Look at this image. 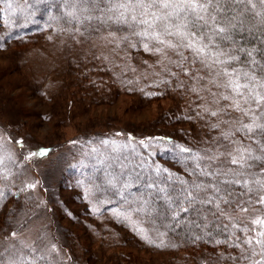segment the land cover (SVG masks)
<instances>
[{
  "label": "rangeland",
  "instance_id": "rangeland-1",
  "mask_svg": "<svg viewBox=\"0 0 264 264\" xmlns=\"http://www.w3.org/2000/svg\"><path fill=\"white\" fill-rule=\"evenodd\" d=\"M60 1L0 0V259L264 264L261 246L245 243L264 231L251 223L264 218L256 203L264 191L234 184L230 203H202L206 226L215 225L201 231L221 244L187 243L175 232L199 201L180 203L189 208L182 222L161 211L193 183L233 179L237 147L261 154L259 136L237 131L249 119L222 99L230 92L218 67L206 69L187 48L134 36L140 28L108 19L100 0ZM261 162L249 170L254 179L264 178Z\"/></svg>",
  "mask_w": 264,
  "mask_h": 264
},
{
  "label": "snow or ice",
  "instance_id": "snow-or-ice-1",
  "mask_svg": "<svg viewBox=\"0 0 264 264\" xmlns=\"http://www.w3.org/2000/svg\"><path fill=\"white\" fill-rule=\"evenodd\" d=\"M80 2L92 5L93 0H80ZM100 2L108 5L104 9L106 13L111 14L108 19L114 17L116 23L140 28V31L132 33L134 36L148 38L169 48H187L206 69L218 67L216 77L223 80L222 86L230 92L222 99L231 100V107L249 119V122L242 123L237 131L242 130L250 137H260L259 140H253V143L258 145L260 155H257L250 146L237 147L235 155L229 154L230 164L238 168L231 170L233 179L218 181L216 184L193 183L190 187L181 190V199L177 204L186 202L191 207L198 201L212 204L214 200L228 204L232 197L228 187L234 184L247 187L249 193L264 191V178L254 179L252 177L256 174L249 171L257 161H264V54L261 55L260 60L255 59L254 52L257 50L237 47L233 35L244 30L249 13H252L253 19L259 18V23L264 25V0H100ZM96 10H100L98 6ZM168 37H178L179 43H172L167 39ZM225 42H230L232 46L225 48ZM144 47L147 49L148 44ZM161 50L156 49L157 52ZM236 53H243L248 59L241 61V56ZM236 63H243L244 68L233 67ZM252 105H255V108ZM211 115L216 116L217 113L212 112ZM227 135L225 134V137ZM140 143L145 142L140 141ZM46 151L42 149L30 155L43 156ZM183 151L188 150L183 149ZM259 171L264 177V166H261ZM203 174L220 175L213 172ZM28 187L34 185L30 184ZM208 190L213 196L202 199V193ZM2 195L3 193H0V196ZM256 203L264 206V195H260ZM239 207L241 212L249 211L242 205ZM188 210V207L180 208L183 212ZM251 223L264 228V218L260 216ZM258 235L260 239L252 237L245 240V243L252 244L255 241L264 253V231H260ZM11 236L15 239L17 233L13 232ZM2 256L3 253H0V257ZM0 264H17V261L6 262L0 259Z\"/></svg>",
  "mask_w": 264,
  "mask_h": 264
},
{
  "label": "trees",
  "instance_id": "trees-1",
  "mask_svg": "<svg viewBox=\"0 0 264 264\" xmlns=\"http://www.w3.org/2000/svg\"><path fill=\"white\" fill-rule=\"evenodd\" d=\"M71 1L72 0H61L60 3L66 2L69 5L71 3ZM56 5H57V3L54 6H56ZM56 17H57L56 14L52 15V18L56 19ZM62 23H65V22H62ZM67 23L68 22H66V24ZM233 35H234V39L237 42V45H236L237 47H244V48H247L249 50L256 49L257 51L254 52V57L257 60L261 59V55L264 54V25L259 23V18L253 19L252 13H249L248 14V23L246 24L244 30L236 32ZM231 46L232 45L230 42H225V48H229ZM236 54H239L241 56V61H246L248 59L243 53H236ZM238 64H242L244 66L243 63H238ZM183 149H186V147H183ZM50 151L51 150L49 148L47 150L46 154H49ZM261 166H264V161L261 162ZM16 195H18V193H16ZM183 205L184 204L178 205L177 202L175 201V202H172L170 204L168 203V207H169L168 208L167 205L164 204V207L161 209L162 214H164L165 216H168L170 218L173 214L172 217H175L178 219V220H175V222H178L179 220L182 222V217H184V214H183V211H180V208H182ZM193 206H197V204L195 203L192 205V207ZM169 209H170V211H169ZM192 209H191V211H192ZM194 212L196 214H194L192 216V218L191 217L187 218L188 220H192V221H190V223H188V222L183 223L182 222V224L177 225V227L175 226V229L177 230V231L174 230L175 232L186 234V237L182 238L180 240H183V241H185L187 243H191V244H201L202 242H206V243H210V244H214V243L215 244H221L224 240L222 237H217L215 239L205 238L203 235V232L201 231V228H202V230L208 229L209 227H212L215 225V224H213V225L210 224L211 226H209V227L206 226L205 219H206L208 214L205 212L203 204L200 203L197 206V208L194 210ZM186 213L188 215V211ZM169 215H171V216H169ZM202 216H204V218H203L204 222H202L203 219H200ZM198 219L200 221L201 226L199 225L197 227H193V226H196L195 224L199 223ZM168 220L170 221L169 218H168ZM172 222L174 223L173 220H172ZM192 222H194V223H192ZM170 225L171 224H168L169 227H170ZM195 236H197V237L195 238ZM196 241H199V242H196Z\"/></svg>",
  "mask_w": 264,
  "mask_h": 264
}]
</instances>
